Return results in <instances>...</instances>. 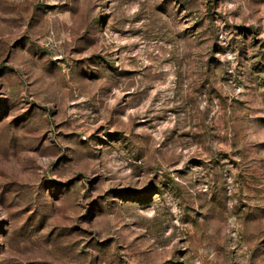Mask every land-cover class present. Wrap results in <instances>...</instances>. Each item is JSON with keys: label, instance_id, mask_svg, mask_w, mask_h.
Instances as JSON below:
<instances>
[{"label": "rangeland", "instance_id": "1", "mask_svg": "<svg viewBox=\"0 0 264 264\" xmlns=\"http://www.w3.org/2000/svg\"><path fill=\"white\" fill-rule=\"evenodd\" d=\"M0 264H264V0H0Z\"/></svg>", "mask_w": 264, "mask_h": 264}]
</instances>
